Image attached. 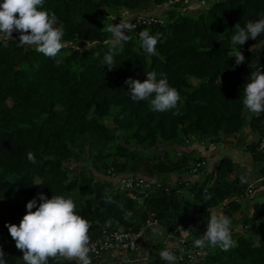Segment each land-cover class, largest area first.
Listing matches in <instances>:
<instances>
[{
	"label": "trees",
	"instance_id": "16d2710c",
	"mask_svg": "<svg viewBox=\"0 0 264 264\" xmlns=\"http://www.w3.org/2000/svg\"><path fill=\"white\" fill-rule=\"evenodd\" d=\"M166 1L44 0L43 10L56 14V26L65 33L66 46L55 58L20 46L19 35L0 40V248L6 264L24 262L5 225H19L27 202L39 203V193L71 196L77 214L90 222L92 239L104 238V231L137 233L148 224L170 232L198 221L203 234L211 211L221 208L231 219L235 246L223 251L209 245L200 264H264V203L231 200L246 183L233 176L229 157L184 187L187 198L176 185L169 192H150L140 202L115 188L117 177L155 180L186 173L206 156L192 150L171 159L167 147L195 142L221 150L253 114L242 104L243 85L251 72L264 70V33L242 46L231 37L237 23L243 27L264 18V0H208L204 8L185 13L172 7L163 11L164 25L126 30L128 40L122 50L118 46L113 69L103 64L111 39L104 25L118 23L111 16L131 17L146 3L158 9ZM144 29L162 34L156 55L140 47L138 34ZM233 49L244 55V63L235 64ZM149 71L157 79L164 73L179 92V115L173 114L177 109L156 112L149 100L131 99L125 80L142 82ZM247 150L256 164L253 144ZM29 151L35 163L27 159ZM205 190L210 200L203 199ZM249 205L251 215L236 219ZM126 212L132 213L127 219ZM162 250L159 243L150 246L148 259L138 264H169L162 261ZM48 264L77 262L49 259Z\"/></svg>",
	"mask_w": 264,
	"mask_h": 264
},
{
	"label": "clouds",
	"instance_id": "9594fccd",
	"mask_svg": "<svg viewBox=\"0 0 264 264\" xmlns=\"http://www.w3.org/2000/svg\"><path fill=\"white\" fill-rule=\"evenodd\" d=\"M44 0H0V36L12 39L13 33H19L20 46H30L45 57L55 58L65 48L63 41L64 29L57 27V16L54 12L43 10ZM113 21L116 19L112 18ZM235 33L231 37L234 45H244L251 38L264 33V18L248 21L243 27L238 23L234 26ZM105 31L111 34L108 41L110 48L104 55L103 64L109 70L113 69L114 55L118 46L122 50V42L128 40L125 31L132 30L133 25L125 22L104 25ZM161 33L150 34L148 29L138 34L140 47L149 56L156 55V45ZM94 45H88L91 47ZM235 64L244 63L245 57L233 49L231 53ZM157 79L155 71L145 74L142 82L128 78L125 85L134 101L149 100L150 109L156 112H166L177 109L181 100L179 92L171 87L164 73ZM242 104L249 113H264V70L260 67L250 73L249 82L243 85ZM179 115L178 109L173 112ZM27 159L35 163L32 152L27 153ZM39 203L34 198L27 202L26 212L19 225L6 224L9 235L15 242V247L22 253L24 264H48L49 259L75 260L77 264H92L90 253V222L77 214L76 203L71 196L52 195L47 198L43 193L38 194ZM203 199H211L205 190ZM110 202V201H109ZM33 209H35L33 211ZM132 215L126 212L127 219ZM231 219L215 210L211 211L203 235L194 240V247L204 248L206 245L219 247L228 251L235 246L230 231ZM171 245L159 252L162 260L176 264L178 257L170 250ZM5 253L0 248V264H6Z\"/></svg>",
	"mask_w": 264,
	"mask_h": 264
},
{
	"label": "built area",
	"instance_id": "2783aa9c",
	"mask_svg": "<svg viewBox=\"0 0 264 264\" xmlns=\"http://www.w3.org/2000/svg\"><path fill=\"white\" fill-rule=\"evenodd\" d=\"M208 0H167L164 5L156 9L153 13H137L131 17H121L120 22H127L133 25L132 29H139L142 27H148L152 25H164L166 17L163 15V11H167L172 7H177L182 13L197 10L207 6ZM119 23V22H118ZM248 126L251 131V141L249 145L254 146L255 153L258 155L256 161L257 172L251 182L246 184L242 194L233 197L231 200L237 201L242 204L254 202V199L258 194L264 196V113L259 115L251 114L248 117ZM252 123V124H251ZM201 147H206L204 143L200 144ZM209 148H213L212 145H208ZM211 167L209 157L197 160L189 171L186 172L188 176H195L197 174L204 173ZM203 171V172H202ZM116 190L121 194H125L130 200L140 202L143 197H146L153 191H166L169 192L176 185L177 187H187L188 184L184 182H177L172 185L162 184L158 180H148L141 176L130 177H117ZM178 192V191H177ZM217 212L222 213V209L215 208ZM202 222L198 221L190 227L200 230ZM143 235V229L137 233L125 232V231H104L102 237L97 239H90V253L89 256L92 260L101 258L104 254L109 253L113 260H119V262L126 264H133L136 262V252L138 248V242ZM199 232L197 238L202 236ZM171 238H176L174 244H165L163 249L171 245V251L178 257L177 263L185 264H200L208 250L209 245L204 248L194 247V240L189 245L188 231L182 227H178L170 230ZM130 258V259H129ZM167 262L165 260H162Z\"/></svg>",
	"mask_w": 264,
	"mask_h": 264
},
{
	"label": "crops",
	"instance_id": "0c3cea01",
	"mask_svg": "<svg viewBox=\"0 0 264 264\" xmlns=\"http://www.w3.org/2000/svg\"><path fill=\"white\" fill-rule=\"evenodd\" d=\"M155 10H156V7L150 2V3H146L145 5H143L138 10V12H141V13H151L152 12L153 13ZM250 141H251V131L248 126V123L246 122L242 129V132L235 138L227 139L226 140L227 144H224L221 150H217L215 148L214 149L213 148L204 149L200 147L198 143H195V142H192V143L190 142L189 144H186L184 147L171 146V147H168L167 149L170 151L169 155L171 156L169 157L171 159L180 157L182 153L190 152L192 150H194L196 156H199L202 154V150H203L205 153H203L202 155L209 157L212 171L214 170L215 164L220 158L229 157L232 160V166L234 170L233 176L243 181L244 183L248 184L249 182L253 180V178L256 175L257 165L255 164V162L253 161L251 157L252 159L251 167L248 170L244 169V167L242 168V162L238 161L236 157H233L231 153L232 152L231 148L234 147L235 153H238V151H241V149H245L247 151V146L250 144ZM228 146L230 147V149L228 150L229 152H226V147ZM215 150H217L216 153L220 155L216 158L217 160L212 159V154L215 153L213 152ZM206 175L207 173H201L200 175L197 174L195 176H188L186 173L159 175L157 176V178H155V180H158L161 182L162 178H166L167 182L165 184L172 185L180 181V182H184L185 184L191 185L197 181H200ZM145 179L150 180V178H147V177H145ZM185 188L180 189V192H182V196L187 198L189 196V193L185 190ZM183 229L188 231L189 240H193L197 238L199 235L198 230H196L193 227L189 226ZM157 243H159V246L160 247L162 246L163 248L165 244H174L175 242L171 239L170 232L166 231L165 229H163L157 224H148L145 228H143V235L138 242V248L135 254L136 262L133 264H138V262L146 261L148 259L150 246L155 245ZM92 264H124V263L119 262V260H113L111 255L109 253H106L101 258L97 259L95 262H92Z\"/></svg>",
	"mask_w": 264,
	"mask_h": 264
},
{
	"label": "rangeland",
	"instance_id": "374dc122",
	"mask_svg": "<svg viewBox=\"0 0 264 264\" xmlns=\"http://www.w3.org/2000/svg\"><path fill=\"white\" fill-rule=\"evenodd\" d=\"M121 15L122 14H120V13H115V14H113L112 16H111V18H113V17H115L116 19L114 20V22H120L121 21ZM17 35H19V33H16V32H14L13 33V36H17ZM2 39H6L5 37H2V36H0V40H2ZM225 144H227V142L225 143ZM208 145V143L207 144H205V146H207ZM227 146V145H226ZM232 147V146H231ZM168 148V147H167ZM205 149V148H204ZM230 149V147L228 146V147H226V152H229L228 150ZM231 150H232V155H233V157H236V159H238V161H241L242 162V168L244 167V169H246V170H248L250 167H251V161H252V159H251V154L248 152V150L246 151L245 149H241V151H238V153H235V151H234V147H232L231 148ZM216 151L217 150H215V151H213V152H215L214 154H212V159H215V160H217L216 158L218 157V156H220L218 153H216ZM234 151V152H233ZM203 153H205L203 150H202V154ZM169 156H171V155H169ZM211 159V160H212ZM214 161V160H213ZM210 169H208L207 171H206V173L207 174H210L211 172H212V168L211 167H209ZM200 175V174H199ZM184 188V187H183ZM254 203H264V196L262 195V194H258L257 196H256V198L254 199ZM213 211V210H212ZM215 211H217V210H215ZM251 211H252V205H249L248 206V208L247 209H242V213H237L236 215H235V218L236 219H239V218H241L242 216H244V215H251ZM96 260H92V262H95Z\"/></svg>",
	"mask_w": 264,
	"mask_h": 264
},
{
	"label": "water",
	"instance_id": "95a60500",
	"mask_svg": "<svg viewBox=\"0 0 264 264\" xmlns=\"http://www.w3.org/2000/svg\"><path fill=\"white\" fill-rule=\"evenodd\" d=\"M119 231L121 232V231H123L122 229H119Z\"/></svg>",
	"mask_w": 264,
	"mask_h": 264
}]
</instances>
